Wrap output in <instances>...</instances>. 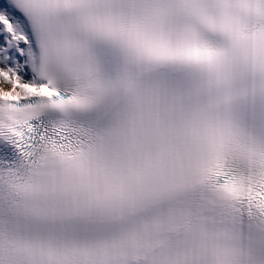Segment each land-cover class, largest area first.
Instances as JSON below:
<instances>
[{
    "label": "snow or ice",
    "instance_id": "obj_1",
    "mask_svg": "<svg viewBox=\"0 0 264 264\" xmlns=\"http://www.w3.org/2000/svg\"><path fill=\"white\" fill-rule=\"evenodd\" d=\"M0 264H264V0H0Z\"/></svg>",
    "mask_w": 264,
    "mask_h": 264
}]
</instances>
